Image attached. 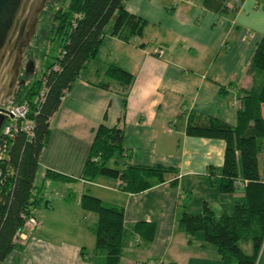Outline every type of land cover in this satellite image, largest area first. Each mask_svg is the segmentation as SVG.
<instances>
[{
    "label": "crops",
    "instance_id": "0c3cea01",
    "mask_svg": "<svg viewBox=\"0 0 264 264\" xmlns=\"http://www.w3.org/2000/svg\"><path fill=\"white\" fill-rule=\"evenodd\" d=\"M124 5L145 21L143 32L134 43L111 35L109 24L97 56L81 69L63 98L36 173L41 183L60 181L62 191L53 199L36 186L41 196L34 213L38 224L24 231L2 264H102L105 254L95 249L92 232L97 216L81 207L85 193L123 207L128 233L121 259L127 264L220 262L216 247L189 241L178 229V219L182 212L200 213L204 203L218 214L227 213L230 203L243 197V189L239 185L236 190L242 193L239 197L217 190L219 200L209 199L217 184L219 189L225 142L187 135L186 117L194 110L236 123L237 110L230 103L253 83L247 69L264 35V0H243L237 7L231 0L232 7L222 14L205 8L203 0H125ZM157 47L164 49L163 55L154 52ZM110 64L133 75L124 115L123 95L99 85L108 80ZM101 123L123 126L125 162L163 165L175 172L139 193L122 190L116 178L83 179L82 168ZM47 170L73 179L47 177ZM199 191L208 194L197 203L188 202ZM139 221L155 225L152 240L134 242L131 232Z\"/></svg>",
    "mask_w": 264,
    "mask_h": 264
},
{
    "label": "trees",
    "instance_id": "16d2710c",
    "mask_svg": "<svg viewBox=\"0 0 264 264\" xmlns=\"http://www.w3.org/2000/svg\"><path fill=\"white\" fill-rule=\"evenodd\" d=\"M124 1L62 0L53 9L49 36L58 43V53L45 66L41 77L22 93L23 98L31 99L43 87L44 100L33 106L28 115L34 123L32 134L19 130L8 138L6 152L0 160V264L20 240L17 229L24 225L28 216H35L41 199L35 193L37 168L49 139L51 119L61 106L65 92L71 89L81 69L97 56L109 24H112L110 34L126 41L143 32L145 21L129 12ZM230 1L203 0V6L222 14L232 7ZM234 1L237 7L243 0ZM247 73L253 83L237 96L234 125L194 110L186 117L187 135L225 142L219 170L221 194L230 195L239 188L238 183H244L243 197L234 202L230 213L218 214L204 203L200 213L182 212L178 219V229L189 241L207 242L216 247L219 264H264V177L259 170L264 147V35L256 45ZM105 74L108 80L99 85L123 95L124 115L133 75L115 64L108 65ZM3 143L4 138L0 137V144ZM127 157L123 126L108 127L101 123L94 131L80 177L88 181L98 176L116 178L122 190L139 193L165 181L166 175L175 172L174 168L163 165H132L124 161ZM45 175L63 181L73 179L50 170ZM81 207L97 216L92 232L95 249L105 251L102 264H119L128 233L123 207L105 203L88 193L82 195ZM154 231L153 223L139 221L131 233L134 242L138 237L135 243H140L152 240ZM244 243H250L249 252L243 249Z\"/></svg>",
    "mask_w": 264,
    "mask_h": 264
},
{
    "label": "water",
    "instance_id": "95a60500",
    "mask_svg": "<svg viewBox=\"0 0 264 264\" xmlns=\"http://www.w3.org/2000/svg\"><path fill=\"white\" fill-rule=\"evenodd\" d=\"M53 1L58 2L0 0V106L12 104L37 72L38 59L28 49L37 33L40 15L48 12ZM4 120L5 115L0 113V127Z\"/></svg>",
    "mask_w": 264,
    "mask_h": 264
},
{
    "label": "rangeland",
    "instance_id": "374dc122",
    "mask_svg": "<svg viewBox=\"0 0 264 264\" xmlns=\"http://www.w3.org/2000/svg\"><path fill=\"white\" fill-rule=\"evenodd\" d=\"M61 1L62 0H58V2H61ZM58 2L53 1L54 4H52V5H50V2H49L46 5V6L50 5L48 8V12H44V16L42 14L40 15L37 33L31 42L30 48L28 49V53L33 54L38 59L37 68H36L37 72H34V74H32V76L29 78V83H32L41 77V75L45 69V66L50 64L53 60V57L55 55H57V53H58V43L55 40L50 39V36H49V30L52 27V17H51L52 12H53V9L55 7H57ZM64 3L66 4V2L63 1V4ZM27 87L28 86H25L21 89V92L19 93L18 98H20L22 96V93L27 89ZM9 121L10 120L8 118H6L4 120L3 124L0 127V134L3 133L4 125L9 123ZM259 170H260L261 175L264 177V147H263L262 153L260 154ZM108 178H110V177H108ZM35 179H36L35 180V186H37V187L41 186V188H40L41 189V192H40L41 195L43 193H45L46 197L55 199L58 197L59 193L62 191L61 189H62L63 185L60 181H54V180L48 179L45 181V183H41L42 181H41V178L39 177L38 174H37ZM216 186H217L216 189L212 190L211 191L212 193L209 192V194L204 192V191H199L197 193L193 192V195L189 199L188 202L191 201L193 204L197 203L198 200L206 197L207 194L209 195V199L211 201H213V202L218 201L219 200L218 194H217V192H219V191H217V190H219L218 184ZM51 191H53V194L51 193ZM55 193H57V194L55 195ZM234 193H235V195H237V197H239L238 196L239 194H240V196L242 195V193H238V191H235ZM230 204H231V206H230L231 208L228 210L227 209L225 210L227 213H230L232 211V207H233L234 202L230 203ZM228 206H229V204H228ZM26 230L30 231L29 228H26L24 231H26ZM242 245H243V249L246 252L250 251V243H244ZM208 246H210V248H213L214 250H216L213 244L209 243ZM101 252H103L105 254L104 250H102ZM207 253H209V252H207ZM119 264H127V262L123 258V259H121Z\"/></svg>",
    "mask_w": 264,
    "mask_h": 264
},
{
    "label": "built area",
    "instance_id": "2783aa9c",
    "mask_svg": "<svg viewBox=\"0 0 264 264\" xmlns=\"http://www.w3.org/2000/svg\"><path fill=\"white\" fill-rule=\"evenodd\" d=\"M132 42L137 43L138 41V37L134 36L131 39ZM154 52L161 56L164 53V49L162 47H157ZM67 91L65 92L63 98L67 95ZM44 95H45V89L42 87L39 90V93L37 95H35L33 98L28 99V98H23L22 96L20 98L17 97V99L12 103V104H8L6 106H0V109L5 110V111H9L5 112L0 110V113H2L3 115H5V119L8 118L10 121L9 123L4 125V130L3 133L0 134V137L4 138L5 143L0 144V160L4 157V154L6 152V141L8 140V138H11L14 136V134L16 132H18L19 130L26 132L28 135L32 134V130L34 127V123L33 121L28 117L31 108L33 106H37L39 105L43 100H44ZM231 106L236 108L238 106V100L237 97H234L231 101ZM12 117H11V116ZM3 124V123H2ZM0 175H1V171H0ZM238 183V182H237ZM239 185L243 186L244 183H238ZM38 224V220L34 215H30L26 218L24 225L20 226L17 229V233L18 235H22L24 233V230L26 228H33ZM139 238H135V242H138Z\"/></svg>",
    "mask_w": 264,
    "mask_h": 264
}]
</instances>
